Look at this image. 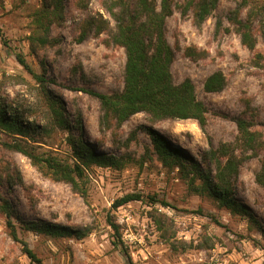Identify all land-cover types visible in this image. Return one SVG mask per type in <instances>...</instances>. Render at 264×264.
Wrapping results in <instances>:
<instances>
[{
    "label": "rangeland",
    "instance_id": "rangeland-1",
    "mask_svg": "<svg viewBox=\"0 0 264 264\" xmlns=\"http://www.w3.org/2000/svg\"><path fill=\"white\" fill-rule=\"evenodd\" d=\"M173 1L176 7L166 30L174 50L171 71L176 83L191 79L197 99L207 106L204 129L196 118L152 121L145 112L121 125L101 122L100 103L80 88L104 93L124 88L127 57L125 47L113 39L116 20L111 12L118 10L114 0H65L64 20L51 27L46 45L30 39L40 34L34 18L42 0H0V104H11L26 119L47 125L43 133H31L40 140H30L35 151L73 162L68 130L56 121L42 86L17 53L33 72L56 80L54 92L71 111L70 120L81 110L82 132L73 128L74 135L101 152L125 158L121 168L92 165L73 186L39 170L11 147L15 138L0 130V193L12 201L18 234L41 264H264V233L211 196L193 190L179 167L165 165L158 157L148 130L167 137L213 174L218 161L227 162L220 150L228 148L241 160L231 179L233 196L264 225V184L258 181L264 163V35L257 25L251 31L255 45L243 42L232 21L241 0H218L200 27L193 8H188L192 0ZM258 7L264 9V0ZM249 12L242 9L239 19L247 20ZM93 17H102L108 28L92 26ZM253 22L257 24L258 17ZM84 32L89 35L81 40ZM216 71L224 72L227 84L220 92H207L205 80ZM239 118L259 133L262 141L256 148L243 144ZM130 192L156 194L170 206L132 201L113 207ZM201 208L205 214L196 213ZM24 219L87 227L90 232L82 238L51 237L23 229ZM0 264H38L12 238L1 210Z\"/></svg>",
    "mask_w": 264,
    "mask_h": 264
},
{
    "label": "trees",
    "instance_id": "trees-1",
    "mask_svg": "<svg viewBox=\"0 0 264 264\" xmlns=\"http://www.w3.org/2000/svg\"><path fill=\"white\" fill-rule=\"evenodd\" d=\"M41 7L35 12V24L40 31L39 35H31V43L40 41L42 45L50 42L51 27L64 20L65 0H42ZM118 10L111 12L116 20V30L113 35L115 42L125 47L126 65L124 72V88L113 93H104L95 89L80 90L95 98L103 112L101 122L108 123L115 120V124L121 125L132 115L145 112L152 121L162 119H188L196 118L202 129L205 128L207 106L197 99L195 86L191 79L187 78L176 83L171 71L174 59V50L166 37L167 18L173 14L176 4L173 0H160L157 4L153 0H114ZM218 0H192L188 2V8L194 10L195 24L200 27L203 21L216 8ZM259 0H241L233 11V19L237 23L238 31L246 45L253 47L255 39L251 31L258 25L264 35V9L258 7ZM249 9L247 20H240L242 9ZM258 17L255 24L253 19ZM106 22V23H105ZM105 30L108 28L107 21L103 18H92V26ZM89 34L84 32L81 40ZM19 62L24 65L42 86L49 109L55 116L56 121L68 130V141L72 148L73 162L60 160L52 153H39L35 151L33 142H39L31 133L39 134L47 130V125L32 122L26 119L24 114L16 111L11 104H0V130L6 135L15 138L11 144L16 151L30 158L33 165L39 170L48 172L57 180H63L78 185L77 178L84 176L85 171L92 165L102 167L121 168L125 165L124 156H116L101 152L87 143L82 136H76L73 128L82 132L81 110H77L78 117L70 120L71 111H67L64 102L54 92L56 80L47 79L44 74L33 72L22 54L17 53ZM227 84L224 72L216 71L210 74L204 83L207 92H220ZM49 119L50 116H47ZM237 125L241 133V139L247 149H254L262 139L259 133L250 130L249 122L244 118L237 119ZM155 152L165 165L179 167L183 177L189 181L192 189L197 193L211 196L222 207L229 209L235 214L248 219L258 230L264 233V225L248 206L238 201L233 196L232 177L238 173L241 160L236 155L230 154L228 148L220 150L221 155L227 156V162L222 164L218 161V171L213 174L209 167L202 165L197 160L186 155L182 148L175 146L171 140L149 128ZM25 141V145L21 142ZM217 151H213L216 154ZM199 181V183H197ZM258 181L264 184V163ZM132 201H150L170 206L165 200L158 198L156 194H142L130 192L117 198L113 204L118 208ZM0 210L5 214L7 226L12 238L23 244L24 252L31 260L41 264V259L29 246L28 242L20 238L16 224L12 201L0 193ZM199 214L206 212L201 208L196 211ZM210 217L220 223L213 213ZM109 223L119 230L118 224L109 216ZM23 229L36 233H43L51 237L75 236L82 238L90 232V228H73L46 220H21ZM120 239V235H119ZM117 246L120 244L116 242Z\"/></svg>",
    "mask_w": 264,
    "mask_h": 264
}]
</instances>
